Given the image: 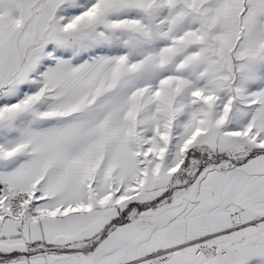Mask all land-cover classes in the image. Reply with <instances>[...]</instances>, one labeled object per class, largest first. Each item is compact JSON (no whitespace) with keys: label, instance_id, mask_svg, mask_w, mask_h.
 Wrapping results in <instances>:
<instances>
[{"label":"snow or ice","instance_id":"1","mask_svg":"<svg viewBox=\"0 0 264 264\" xmlns=\"http://www.w3.org/2000/svg\"><path fill=\"white\" fill-rule=\"evenodd\" d=\"M0 264H264V0H0Z\"/></svg>","mask_w":264,"mask_h":264}]
</instances>
